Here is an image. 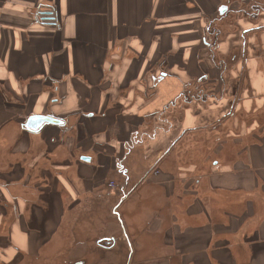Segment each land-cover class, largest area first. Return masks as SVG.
Listing matches in <instances>:
<instances>
[{
  "label": "crops",
  "instance_id": "1",
  "mask_svg": "<svg viewBox=\"0 0 264 264\" xmlns=\"http://www.w3.org/2000/svg\"><path fill=\"white\" fill-rule=\"evenodd\" d=\"M248 4L0 0V264H42L85 223L108 264H264V10ZM200 57L225 71L202 98Z\"/></svg>",
  "mask_w": 264,
  "mask_h": 264
},
{
  "label": "rangeland",
  "instance_id": "2",
  "mask_svg": "<svg viewBox=\"0 0 264 264\" xmlns=\"http://www.w3.org/2000/svg\"><path fill=\"white\" fill-rule=\"evenodd\" d=\"M249 4L246 5L245 7H242L243 12L247 13V14H256V15H260L262 14L260 12V10H264V0H248ZM219 16V13H217V17ZM214 27H211V31H214L215 29H218L216 27V25H213ZM215 36V35H214ZM214 36L211 37V42H212V38H214ZM203 63L206 62V60H208L210 62V65L212 67V71L215 73H211L214 74L216 76H211V74H208L207 69L205 68V70H201L200 74H199V78H197V81L193 80L192 84H195L192 88L191 91L189 92V95L191 96H195L198 98H202V96L206 95L204 94L202 91H198L195 92L193 90L195 89V86L198 84H202L203 82L207 81L208 82H212L213 80L215 81V83H219V81H221L222 79V75L224 76V68H223V61L218 60L217 62L214 61V58L212 59L211 57L209 58H205V57H200L199 58ZM213 61H211V60ZM121 60L120 59H115V63H118V65L121 64ZM228 64V63H227ZM226 63L224 64V66L227 65ZM205 65V63H204ZM167 64L165 61H163L161 64L157 65V68L155 70V72L151 71L149 74L145 75V84H149V87L154 85V84H159L160 82L164 81L165 78L170 77L171 75H169L170 73L165 71L164 69H166ZM227 69V68H226ZM220 70L219 74L218 71ZM162 73V74H161ZM166 73V74H165ZM224 78V77H223ZM204 80V81H203ZM179 84H181V95L183 96H187L188 94L186 93V89L187 84L186 81H182V79H179ZM191 83V82H189ZM183 86V87H182ZM207 89H205V91H207ZM195 94V95H193ZM109 183L107 184V187H105V189H107L109 192H111L113 188H111L109 186ZM116 187V184H115ZM119 186H117L116 188H118ZM104 189V188H103ZM106 191V190H105ZM107 193V192H106ZM106 193L104 194V196L106 195ZM102 195L101 193L99 194V196ZM97 203V209L99 210V215L98 216H102L105 213L103 212V210H107V202L104 200V198L102 197V199H99V201H96ZM106 223V222H105ZM78 226V225H77ZM102 226V223L98 225V228L100 230V227ZM109 230L112 227V224L109 223L108 224ZM106 228V226H105ZM72 229V228H71ZM97 232V228L96 226H89L85 223V224H80L77 227V230L75 232H71V234L69 235V237L67 238H62L60 241V247L61 248H53L52 249V253L50 256L45 257L44 260L42 261V264H108L106 257H101L93 246V239L95 236V233ZM85 256V259H82L80 257ZM83 260V261H82ZM82 261V262H81Z\"/></svg>",
  "mask_w": 264,
  "mask_h": 264
},
{
  "label": "water",
  "instance_id": "3",
  "mask_svg": "<svg viewBox=\"0 0 264 264\" xmlns=\"http://www.w3.org/2000/svg\"><path fill=\"white\" fill-rule=\"evenodd\" d=\"M225 11V8H220L219 13H223ZM38 121L40 122H50V123H59L60 121L54 118H50L48 116H30L27 120V124H36ZM80 264V263H79Z\"/></svg>",
  "mask_w": 264,
  "mask_h": 264
},
{
  "label": "built area",
  "instance_id": "4",
  "mask_svg": "<svg viewBox=\"0 0 264 264\" xmlns=\"http://www.w3.org/2000/svg\"><path fill=\"white\" fill-rule=\"evenodd\" d=\"M109 186H110L111 188H113V187H115V184H114L113 182H110V183H109Z\"/></svg>",
  "mask_w": 264,
  "mask_h": 264
},
{
  "label": "trees",
  "instance_id": "5",
  "mask_svg": "<svg viewBox=\"0 0 264 264\" xmlns=\"http://www.w3.org/2000/svg\"><path fill=\"white\" fill-rule=\"evenodd\" d=\"M215 31V30H214ZM211 32H213V31H211Z\"/></svg>",
  "mask_w": 264,
  "mask_h": 264
}]
</instances>
